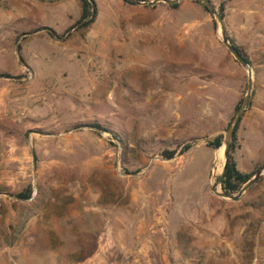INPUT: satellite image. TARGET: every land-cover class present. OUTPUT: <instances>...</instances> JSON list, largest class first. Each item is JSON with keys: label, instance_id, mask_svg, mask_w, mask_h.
<instances>
[{"label": "rangeland", "instance_id": "374dc122", "mask_svg": "<svg viewBox=\"0 0 264 264\" xmlns=\"http://www.w3.org/2000/svg\"><path fill=\"white\" fill-rule=\"evenodd\" d=\"M211 1L251 62L233 157L256 172L264 0ZM95 2L78 29L80 0H0V264H264V175L238 199L212 189L225 160L206 143L248 83L213 15Z\"/></svg>", "mask_w": 264, "mask_h": 264}, {"label": "water", "instance_id": "95a60500", "mask_svg": "<svg viewBox=\"0 0 264 264\" xmlns=\"http://www.w3.org/2000/svg\"><path fill=\"white\" fill-rule=\"evenodd\" d=\"M48 2H56L61 0H43ZM135 5L139 6H149L154 7L157 4L165 3L169 6L181 4L184 1L188 0H129ZM213 15L215 24L217 27L218 35L223 43V45L226 47V49L229 51V53L233 56V58L236 60L237 63H239L247 72H248V83H247V90L245 93L244 98L242 99V102L240 104V107L235 112L232 120L229 123V126L224 131L223 135V142L221 145V150L223 149V156H224V166L222 169V172L220 175L217 176L214 184L212 185V189L214 193L222 198L225 199H238L240 198L246 191H248L252 186H254L258 180L264 175V164L250 177V179L241 187V189L235 193H227L222 190V182L225 178L226 172H227V162L230 155L231 150V144L234 137V132L237 128V125L239 124L244 112L246 111L250 100L252 96L253 86H254V80H253V70L250 63H248L244 57L237 51L235 45L231 42L226 27L224 25V18L220 14L219 8L211 1V0H199ZM218 148V149H220Z\"/></svg>", "mask_w": 264, "mask_h": 264}, {"label": "trees", "instance_id": "16d2710c", "mask_svg": "<svg viewBox=\"0 0 264 264\" xmlns=\"http://www.w3.org/2000/svg\"><path fill=\"white\" fill-rule=\"evenodd\" d=\"M141 1H146V0H141ZM194 1L201 4L203 6V8L205 9V11H207L209 14H211L209 12V10L199 0H194ZM80 2H81V14H80L79 20L75 23V27H77L78 29H87V28L91 27V25H93L97 19L98 10H97V6H96V2H95V0H80ZM124 2L133 5V3L130 2L129 0H124ZM170 7L172 9H178L180 7V4L173 5ZM219 10H220V14L224 18L223 9L221 6H220ZM49 34H51L53 36H57L55 31H49ZM231 42L235 45L237 51L244 57V59L248 63L251 64L250 60L242 54V52L236 46V44L233 42V40H231ZM18 50L19 51L22 50L21 45H18ZM0 77H9V75L7 73H0ZM241 102H242V100L237 103V105L235 106V111L238 110ZM250 106H251V100H250V103L248 105V108ZM242 118H243V116H242ZM242 118H241L239 124L237 125L235 132H234V137H233V141L231 144L230 155H229L228 162H227V172H226L225 178H224V180L222 182V186H221L222 190L224 192H227V193H235V192L239 191L241 189V187L250 179V177L255 172V171L251 172V173L242 172L238 168L237 162L235 161V159L233 157V152L238 147L237 133H238V129H239L240 123L242 121ZM93 126L95 128H101V126L98 124H95ZM222 142H223V135L219 134V135L215 136L214 138L210 139L209 141H207L206 145H207V147L215 150V149H218L221 147ZM191 148H192V144H186L183 147L181 154L187 153ZM175 153H176L175 151H163L162 154L164 157L171 159L174 157ZM32 194H33V188H32V186H29L24 191L16 194V197L19 199H30L32 197Z\"/></svg>", "mask_w": 264, "mask_h": 264}, {"label": "crops", "instance_id": "0c3cea01", "mask_svg": "<svg viewBox=\"0 0 264 264\" xmlns=\"http://www.w3.org/2000/svg\"><path fill=\"white\" fill-rule=\"evenodd\" d=\"M81 14V13H80ZM79 18H80V16H79ZM79 20V19H78ZM249 28H251V26H249V25H247V24H242V25H240V27H236L235 28V30H244V29H246V30H248ZM230 38H231V35L229 36Z\"/></svg>", "mask_w": 264, "mask_h": 264}]
</instances>
